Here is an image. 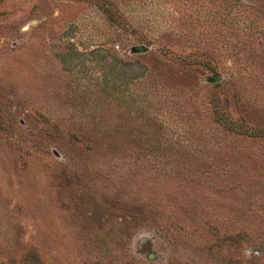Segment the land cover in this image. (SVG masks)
<instances>
[{
  "label": "rangeland",
  "instance_id": "374dc122",
  "mask_svg": "<svg viewBox=\"0 0 264 264\" xmlns=\"http://www.w3.org/2000/svg\"><path fill=\"white\" fill-rule=\"evenodd\" d=\"M264 0H0V264H264Z\"/></svg>",
  "mask_w": 264,
  "mask_h": 264
},
{
  "label": "trees",
  "instance_id": "16d2710c",
  "mask_svg": "<svg viewBox=\"0 0 264 264\" xmlns=\"http://www.w3.org/2000/svg\"><path fill=\"white\" fill-rule=\"evenodd\" d=\"M249 133H251V134H252V133H256V134H264V130H260V131H257V132H252V131H251V132H249Z\"/></svg>",
  "mask_w": 264,
  "mask_h": 264
}]
</instances>
